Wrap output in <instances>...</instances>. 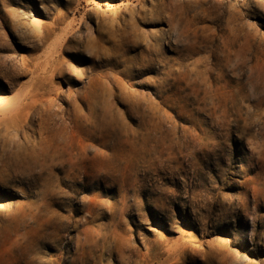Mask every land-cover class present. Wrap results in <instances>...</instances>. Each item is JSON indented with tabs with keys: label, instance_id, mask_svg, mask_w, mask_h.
<instances>
[{
	"label": "rangeland",
	"instance_id": "obj_1",
	"mask_svg": "<svg viewBox=\"0 0 264 264\" xmlns=\"http://www.w3.org/2000/svg\"><path fill=\"white\" fill-rule=\"evenodd\" d=\"M0 264H264V0H0Z\"/></svg>",
	"mask_w": 264,
	"mask_h": 264
}]
</instances>
